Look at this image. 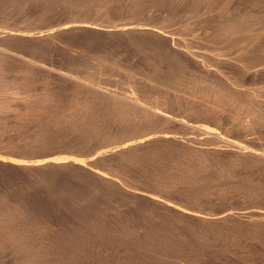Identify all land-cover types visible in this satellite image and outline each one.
I'll list each match as a JSON object with an SVG mask.
<instances>
[{
	"label": "bare ground",
	"instance_id": "1",
	"mask_svg": "<svg viewBox=\"0 0 264 264\" xmlns=\"http://www.w3.org/2000/svg\"><path fill=\"white\" fill-rule=\"evenodd\" d=\"M11 1L0 2V48H14L39 61L56 60L78 74L59 76L0 53V185L7 184L0 189V250H8L0 253V261L128 264L124 256L129 254L117 251L128 245L137 257L150 254L148 264H264L262 222L251 219L248 224L245 216L242 223L224 212L225 217L222 213L214 219L217 208L202 210L217 200L219 190L244 187L255 192L264 177L263 160L222 139L239 143L251 131L264 134V92L252 91L264 87L263 0L259 6L254 2L257 7L250 0H16L19 19L30 21L20 20L22 24L10 10ZM190 14L197 25L203 24L201 31L206 28L203 33L210 32L202 47L214 53V70L212 62L208 65L190 51L194 43L191 47L171 38L178 36L172 18L190 19ZM10 15L16 16L17 27ZM233 43L237 50L228 47ZM223 47L236 50L235 63L216 58ZM180 121H193L214 134L190 131ZM101 163L111 177L98 174ZM37 182L46 183L52 194L44 195L45 185L35 187ZM20 184L30 186L23 185L26 196ZM16 185L23 197L11 207L12 199L6 198ZM113 202L119 208L127 205L128 219L122 220L132 226L123 225L127 232L116 229L112 219L111 224L106 221L109 226L101 221L105 228H97L96 221ZM110 213L115 211L104 217ZM58 220L64 230L55 224ZM163 220L175 229L166 228ZM139 221H149L156 233L149 237L148 222L138 228ZM25 224L42 230L54 224L65 249L53 246L43 255L44 245L33 243L38 239L26 233ZM190 225L196 229L191 228L192 237ZM10 229H16L13 241L21 243L20 249L16 245L13 250L16 243L5 234ZM182 236L192 243H181ZM97 243H105L102 250L113 258L99 257Z\"/></svg>",
	"mask_w": 264,
	"mask_h": 264
},
{
	"label": "rangeland",
	"instance_id": "2",
	"mask_svg": "<svg viewBox=\"0 0 264 264\" xmlns=\"http://www.w3.org/2000/svg\"><path fill=\"white\" fill-rule=\"evenodd\" d=\"M13 1H14L15 4L17 5L16 0H13ZM13 1H11L12 3H10L11 6H12V4H13ZM18 1H19V0H18ZM29 1H30V0H28V2H29ZM250 1H252L251 3H253L254 5H255V3H256L258 6H259L260 3H261V2H259V0H255V1L250 0ZM257 1L259 2V4H258ZM0 2L2 3V0H0ZM30 2H32V1H30ZM254 2H255V3H254ZM15 4H13V6L16 7V8H14V7H10V10L12 9V10L14 11V14H15V13L17 14L16 16L18 17V19L16 18V16H12V15H10L11 21L14 20L13 22H14L15 24H14L13 22L9 21L10 18H8V21H9V23H10V22L13 23L14 26L17 27V26H18L17 24H20L21 21H22V23H23V20L26 21V19H22V20L19 19V18H21V17L18 16L19 14H21V11H20L21 9H19V8H20V7H19L20 2H18V5H17L19 8H18ZM263 4H264V0H263ZM257 5H255V6L257 7ZM20 6H21V5H20ZM17 8H18V9H17ZM14 9H15V10H14ZM12 10H11V11H12ZM18 10H19L20 12H18ZM15 11H16V12H15ZM12 13H13V12H12ZM12 13H11V14H12ZM191 14H192V13H191ZM191 14L189 15L190 19H189L188 17H187V18H186V17L183 18V16H181V15H179V16H181V19H180V17H178V16H177L178 19H177V17H176V18L173 17V18H172V21H174V22L171 21V22H172L171 25H172L173 27L175 26L173 30H174V31L177 30L178 33H177V32H176V33L178 34V36H177V35L175 36V35H172V34H170V35H172V37L169 36V34H168V36L171 37V38H174V39L176 38L175 40H177L178 42L180 41L181 44H182V43H184V44L186 43V45H187V44H189V46L192 45L194 48L191 46L192 49H190V51H192V52H197L198 54L202 55L203 60H208V61L210 60L209 62L207 61V64L210 65V64H211L210 62H212V65L210 66V67H211L210 69L214 70V68H215V66H214V64H215V62H214V59H215V58H214V57H215V56H214V53H212V52H208V50H207V49L205 50V47H204V46H205V41H206L207 36H208V34H209L210 32L207 30V32H208L207 34L203 33V32H205L206 28H205V29L203 28L202 31H201V27H204L203 24L201 25V22H199V24L197 25L198 21H193V20H195V19L198 20V19H197V14H196L195 12H193V14L195 15V16H193V17H196L195 19L192 18V15H191ZM0 17L2 18L3 16H0ZM12 17H13V18H12ZM14 17H15V18H14ZM182 18H183V19H182ZM16 19H17V21H18L17 24H16V22H15ZM174 19H177V21L175 22ZM186 19H187L188 21H187ZM192 19H193V20H192ZM20 20H21V21H20ZM180 20H183V21H180ZM190 20H191V21H190ZM0 21H1V19H0ZM185 21H186V22H185ZM189 21H190V22H189ZM19 22H20V23H19ZM26 22H30V21L27 20ZM177 22H178V23H177ZM22 23H21V24H22ZM24 23H25V22H24ZM173 23H174L175 25H174ZM186 23H188V24H186ZM195 23H196V24H195ZM176 24H177V25H176ZM178 24H179V25H178ZM194 24L197 25V26H195ZM191 25H192V26H191ZM199 25H200L201 27H200ZM19 26H22V25H19ZM179 26H181V27H179ZM175 28H176V30H175ZM189 28H190V29H189ZM191 28H193V29H191ZM195 28H196V29H195ZM197 28H199V29H197ZM179 29H180V30H179ZM181 29H182V30H181ZM186 29H187V30H186ZM173 30H172V31H173ZM189 30H190L191 32H190ZM194 30H195V31H194ZM182 31H183V32H182ZM188 31H189V32H188ZM197 32H199V33L197 34ZM201 32H202V33H201ZM182 33H183V34H182ZM187 34H188V35H187ZM203 34H204V35H203ZM179 35H181V36H179ZM184 35H185L187 38H186ZM201 35H202V36H201ZM205 35H207V36H205ZM183 36H184V37H183ZM190 36H191V37H190ZM197 36H199V37H197ZM203 36H204V37H203ZM184 38H185V39H184ZM188 38H189V39H188ZM191 38H192V39H191ZM204 38H205V39H204ZM192 40H193V41H192ZM187 42H188V43H187ZM203 42H204V43H203ZM191 43H194V44H191ZM190 44H191V45H190ZM197 44H199V45H197ZM196 45H197V47H196ZM202 45H204V46L202 47ZM233 45H234V43H233L232 45L228 46V47H233ZM235 46H236V45H235ZM228 47H226L227 51H226L225 48L223 47V48H224V50L222 49L223 52H222L221 49H220V51H219L220 53L217 52L215 55H217L216 58H217L218 60H220V61H225V59H226V60H232V61H230V62L233 63V62H234L233 60H234L235 58H238V56H237L238 54L235 53L236 50H237V46H236V47H233V48L236 49V50L231 49V48H228ZM199 48H200V49H199ZM1 49H2V50H1ZM9 49H10V51H9ZM230 49H231V50H230ZM198 50H199V51H198ZM228 50H230V51H228ZM232 50H233V51H232ZM8 51H9V52H8ZM200 51H201V52H200ZM206 51H207V52H206ZM224 51H225V52H224ZM3 52H4V53H3ZM11 52H13V53H11ZM229 52H230V54H229ZM232 52H233V55H236L237 57L234 56V58H233V57H232ZM0 53H2L3 55H5L6 58L8 57L7 59L12 58V59H14L15 61H16V60H17V61H22V63H25L26 66L28 65L29 67H39V68H43V69H46V70H48V71H50V72H52V73H54V74H57V75H59V76L68 77V76L71 75L72 77H74L75 74H78V73H74L75 69H74L73 73L70 72V71L73 70V68H71V67H69V66H67V65H62V64H60L59 62H58V63L56 62V63H57V64H56V63H55L56 60H55L54 62L51 63V62L47 61L48 58H46V59H42V58H40V60L42 59V61H39V59H37V58H35V57H34V58H33V57L30 58L29 55H28L27 53H24V55H23L22 52H20V51L17 50V49H14V48H7V50H6L5 48H0ZM20 53H22V54H20ZM202 53L204 54L205 57L203 56ZM206 53H207L209 56H208ZM209 53H211V54H209ZM234 53H235V54H234ZM218 54H219V55H218ZM224 54H225V55H224ZM228 54H229L230 56H229ZM25 55H26V56H25ZM226 55H227L228 57H230V58L227 59V58H226V57H227ZM24 56H25V57H24ZM27 56H28V57H27ZM213 56H214V57H213ZM19 57H20V58H19ZM21 57H22V58H21ZM47 57H48V56H47ZM23 58H24L25 60H24ZM210 58H211V59H210ZM12 59H11V60H12ZM21 59H22V60H21ZM36 59H37V61H36ZM31 60H32V61H31ZM33 60H34V62H33ZM45 60H46L47 62H46ZM9 61H10V60H9ZM12 61H13V60H12ZM23 61H24V62H23ZM44 62H45V64H44ZM204 62H206V61H204ZM226 62L230 63L229 61H226ZM42 63H43L44 65H43ZM46 63H47V64H46ZM53 63H54V64H53ZM213 63H214V64H213ZM234 63H235V62H234ZM46 65H47V66H46ZM57 65H58V66H57ZM59 65H60V66H59ZM28 66H27V67H28ZM42 66H43V67H42ZM62 66H63V67H62ZM65 67H66V68H65ZM48 68H49V69H48ZM60 68H61V69H60ZM62 68H63V69H62ZM67 68H68V69H67ZM69 69H70V71H69ZM71 69H72V70H71ZM68 71H69V72H68ZM76 72H77V70H76ZM71 73H72L73 75H72ZM64 74H65V75H64ZM69 78H70V77H69ZM123 86H124V85H123ZM122 88H124V87H122ZM125 88H126V87H125ZM260 88H261V87H260ZM260 88H255L254 90H253L252 88H251V89H252L253 93H255V94H256V93L258 94V93H260V92L263 93V92H264V87L261 88V89H263V90H258V89H260ZM255 109H258V108L255 107ZM247 121H248V120H247ZM180 123H181V124L183 123V125H185V127H186L188 130H190V131H195V132H196V131H198V132L200 131L199 133H201V134L204 133V135H205L206 133H207L206 135H208V134L210 133L209 136L212 135V133H213V131H210L211 129H206V128H205V130H203L204 127H201V126H199V125H196V123L193 122V121H191V122L180 121ZM188 123H189V124H188ZM193 123H194V124H193ZM248 123H249V122H248ZM219 124H220V125H219L220 127L223 126V124H222L221 122H219ZM221 124H222V125H221ZM198 126H199L200 128H199ZM202 128H203V129H202ZM222 128H227V126L225 127V125H224ZM201 131H203V132H201ZM256 131H257V130H256ZM256 131H255V130H254V132L251 131L250 134H252V135H249L248 137H246V139H242V140H240L239 143H237L238 141H237L236 139L225 138V137H222V135H221V137H222V139H223L224 141H226L227 143L232 144L233 146L239 148L241 151H244L245 153H248V155H252V157H255V158L258 157L259 159H261V160L264 161V152H263V151H264V147H263V146H264V134L262 135V134H260V133H256ZM198 132H197V133H198ZM208 132H209V133H208ZM213 134H214V133H213ZM259 134H260V135H259ZM253 135H254V136H253ZM258 135H259V136H258ZM256 136H257V137H256ZM253 138H254V139H253ZM247 139H249V140H251V141H249V140H247ZM262 139H263V141H262ZM243 140H244V142L248 141L247 144H248L249 146H248L246 143L243 144V143H244V142H242ZM233 141H234V143H233ZM253 141H254V142H253ZM240 142H242V145H241ZM250 143H252V144L250 145ZM259 143H260V144H259ZM253 144H254V145H253ZM252 145H253V146H252ZM257 145H258V146H257ZM250 147H252V148H250ZM247 148H248V149H247ZM255 149H256V150H255ZM262 149H263V150H262ZM261 153H262V154H261ZM91 159H93V157H92V158H89L88 160H91ZM101 164H102V163H101ZM101 164H99L100 167H101V169H100L99 165H98L99 168L97 167L98 170L96 169V171H99L98 174H100V175H102V176L104 175V177L108 175V176H107L108 178L111 177V175H109L110 172L108 171V168H106L107 166H103V165H105L104 163L102 164V166H101ZM102 167H104V168H103L104 170L102 169ZM100 170H101V171H100ZM102 170H103V172H102ZM104 172H105V173H104ZM102 173H103V174H102ZM260 177H263V176L261 175ZM262 180H263V181H262ZM263 184H264V177H263V179H260V180H259V186L256 187L257 190H255V192H254V190H253V191H252V190H246L247 188H244V187H241V189H240V188H237V187L235 188V187H230V186H229L230 188L228 187L230 190L224 189L223 192H222V190H219V191H221V194L224 193V192H225V194L227 193L226 195H225V194H222V196H223V197H222L221 194H220V192H219V194H218L217 197H216L217 200L214 199L217 203L219 202L220 204L218 203V204H219V205H218V204L214 201V202H210V203H205V204L207 205V206H206V205H203V203H202L203 207H205V208H203V209L201 208V209H202V210H205V209H206L207 211H209L208 209H215V208H217V210H216V209H215L216 211L213 210V211H212L213 214H211V215H212L211 217L214 218V219H216L215 217H217V219H218V218H221L220 216H222L221 214L224 212V213L227 215L226 217H232L233 219H234L235 217H236V218L239 217L238 219L242 220V221H243L242 223H244V220H243V219H245L244 217L247 216V218H248V216H249L248 219L246 218V221H245L246 223H247L248 221H250V222H248V224H249V223L251 224V223H253V222L256 220V221L254 222V224H255V223L257 224L258 222H260V224H262V223L264 224V207H263V206H264V203H263V202H264V201H263V200H264V185H263ZM23 185H24V186H27V184H26V185H25V184H20L21 188H20L19 185L14 186V188H13L14 191H12V193L9 194V195L7 196V197H8V198H6L7 200L10 201V200L12 199V201L10 202V203L12 204L11 207H15V206H13V205H17L19 199L21 200V198H22V197L24 196V194H25V190H24V189H27V187H30L29 185H28L27 187H24ZM36 185H37V186H36ZM39 185L42 187V189H44V188L46 189V191H45V189L43 190V191H44V193H43L44 195H46L45 193H48V194L51 193V194H52V192H50L51 190H50L49 192L47 191V189H48L49 186H48L46 183H43V184H42V183L40 182V183L38 184V182H37L36 184H34L35 187H39ZM44 185H45V187H44ZM260 185H261L262 187H261ZM4 186H7V184H3V183H2V184L0 185V189H1V190H4V189L6 188V187H4ZM17 186H18V187H17ZM22 186L24 187L23 189H22ZM43 187H44V188H43ZM16 188H18V190H17ZM19 188H20V192L23 191V192H22L23 196H22V194H20V193H16V192H19ZM21 189H22V190H21ZM232 189H233V190H232ZM234 189H235V191H234ZM237 189H239V190H237ZM48 190H49V189H48ZM168 190H169V189H168ZM236 190H237V192H236ZM164 191H166V190H164ZM226 191H227V192H226ZM230 191L233 192L232 195L230 194V193H231ZM26 192H27V191H26ZM239 192H240L241 194H240ZM259 192H260V193H259ZM138 193H140V194L142 193L143 195L148 196V194L143 193V192H138ZM234 193H235V194H234ZM243 193H244V194H243ZM256 193H257V194H256ZM26 194H27V193H26ZM26 194H25V196H26ZM41 194H42V193H41ZM51 194H49V195H51ZM202 194H203V193H202ZM202 194H200V195H202ZM246 194H247V195H246ZM205 195H207V193L204 194V195H202L203 198H205V197H204ZM230 195H231V196H230ZM239 195H240V196H239ZM152 196H153V195H152ZM154 196H155V195H154ZM154 196H153V198L156 199V200H158L159 202L162 201L163 203H164V202L166 203V201H165L166 199L164 200V198H161L162 196H159V195H156L155 197H154ZM202 196H201V197H202ZM219 196H220V199H221V200L219 199V201H218ZM224 196H225V197H224ZM13 197H14V199H13ZM15 197H17V198L15 199ZM148 197H149V196H148ZM150 197H151V195H150ZM245 197H246V198H245ZM249 197H250V198H249ZM9 198H10V199H9ZM120 198L123 199L122 197H120ZM206 198H207V196H206ZM222 198H223V199H222ZM226 198H227V199H226ZM233 198H234V199H233ZM231 199H232V200H231ZM251 199H252V201H250ZM7 200H5L4 205H5V204H9V205H10L9 201L7 202ZM15 200L17 201V203H16ZM222 200H223L224 202H223ZM248 200H249L250 202H248ZM260 200H261V201H260ZM13 201H14V203H12ZM228 201H229V202H228ZM231 201H232V202H235V203H232ZM242 201H243V202H242ZM6 202H7V203H6ZM19 202H20V201H19ZM162 202H161V203H162ZM238 202H239V203H238ZM245 202H246V203H245ZM256 202H257V203H256ZM113 203H115V202H113ZM113 203H110V204H111L110 206H113V207L107 206V209L105 208V211L102 212V215H101V217H100L101 220L99 219V220L96 221V222H99V223H100V224L98 223L99 226L96 225V224H97L96 222H95V225L97 226L98 229H99V227H100V230H101V229H104V228H105V227H103V226H105L104 224H106L107 222H108L109 224H111L109 220L112 219L111 222H112L113 226H116V229L118 228V230H120V231H126V232H127V231H128L127 227L130 228V229H132V226H131V225H130V226H131V227H130V226L127 225V223H124L125 221H122V220L128 219V213H127V211H125V210H126L125 206L127 207V205L122 206V207H123V209H122V207L119 208L120 206H119L117 203H115V205H114ZM167 203L170 204L169 202H167ZM212 203H215V204L212 205ZM221 203H222V204L224 203V204H223L224 206H222ZM228 203H229V205H228ZM230 203H231V205H230ZM247 203H248L249 205H248ZM255 203H256V204H255ZM259 203H260V204H259ZM208 204H209V205H212V206H214V207H213V208H210V207H212V206L209 207ZM216 204H217V206H216ZM226 204H227V205H226ZM240 204H241V205H240ZM116 205L118 206L117 209H116ZM202 205L200 204V207H202ZM237 205H238V206H237ZM243 205H244V206L246 205L245 208H244ZM114 206H115V208H114ZM215 206H216V207H215ZM229 206H231V207L229 208ZM232 206H233V208H232ZM249 206H250V207H249ZM208 207H209V208H208ZM237 207H238V208H237ZM240 207H241V208H240ZM109 208H110V209L112 208V209L110 210ZM239 208H240V209H239ZM249 208H251V209H249ZM108 209H109L110 211H112V212L115 211V213H113V214L110 213V216H111V217H109L110 219L108 218V216H109V212H110ZM114 209H115V210H114ZM118 209H119V210H118ZM198 209H199V208H198ZM201 209H199L200 212H201ZM218 209H219V210H218ZM228 209H229V211H228ZM237 209H238V210H237ZM260 209H261V210H260ZM116 210H117V212H116ZM119 211H120V212H119ZM124 211H125V212H124ZM219 211H221V212H219ZM238 211H239V212H238ZM105 212H106V213L108 212V213H107L108 216H105V217H104V215L106 214ZM202 212L204 213V215H205V214H206V215L209 214V213L206 212V211H202ZM205 212H206V213H205ZM229 212H230V213H229ZM234 212H235V213H234ZM236 212H237V213H236ZM244 212H245V213H244ZM104 213H105V214H104ZM187 213H191V212H187ZM203 213H202V214L200 213L199 215L203 216ZM216 213H218V214H216ZM219 213H220V214H219ZM224 213H223V216H222V217H225V214H224ZM232 213H234V214L231 216ZM246 213H247L248 215H247ZM254 213H256V214H254ZM107 214H106V215H107ZM117 214H119V215H117ZM194 214H195V215H196V214L198 215V213H194ZM215 214H216L217 216H216ZM122 215H123V216H122ZM199 215H198V216H199ZM214 215H215V216H214ZM235 215H236V216H235ZM242 215H243V216H242ZM251 215H252V216H251ZM261 215H262V216H261ZM102 216H103V217H102ZM112 216H113V218L115 217L116 220L119 219V220H118L119 222H118V221H115V218L113 219ZM233 216H234V217H233ZM118 217H119V218H118ZM250 217H253V218H250ZM104 218H105V219L107 218L108 220H107V219L105 220ZM232 218H230V219H232ZM251 219H253V222H252ZM254 219H255V220H254ZM103 220H104V221H103ZM113 220H114V221H113ZM260 220H261V221H260ZM101 221H102V223H104V222H105V223H104L103 225H101V224H102ZM106 221H107V222H106ZM121 221L123 222L122 224H120ZM163 221H165V220H163ZM257 221H258V222H257ZM117 222H118V223H117ZM147 222H148V223H147ZM261 222H262V223H261ZM63 223H64L63 221L58 220L57 223H55V224H57V225H59L60 227H62V228H60V230H64L65 226H61V225H63ZM108 223L106 224V226H109ZM116 223H117L118 225H117ZM139 223H140V224H139ZM146 223H147V224H146ZM146 223H142V221H139L138 224H136V227H138V228H142V226L145 225V224H146V225H149V221H146ZM165 223H166V221H165ZM165 223H162V224H161V228L163 227V225H164ZM114 224H115V225H114ZM141 224H143V225L141 226ZM167 224H168V227H166V228H169V227H170V229H171V227H173V226L170 225V222H167L166 225H164V226H167ZM25 225L27 226L28 224H25ZM49 225H50V224H49ZM49 225H48V227H49ZM100 225H101L102 227H101ZM123 225H124V226H127V227L125 228ZM146 225H145V226H146ZM51 226H52V230H51V228H50ZM140 226H141V227H140ZM27 227H28V230H29V231L27 230V232H26L27 234H28V233H29V235H31V233H32L33 235L36 234V235L38 236V237H37V236L35 235L37 238L34 237L33 235H32L31 237L34 238L35 240H37V239L39 240V239H40L39 241L37 240V241L35 242L34 239H32V238L30 237V240H31L32 242L34 241L33 243L36 244V245H37V244H40L42 248H43V245H44L45 248L47 247L46 249H45V248H44V249H41L40 252H41L43 255L47 256L48 253H49V251H50V250H53V246H54V247H57L56 250H59V249H65V246H64V248H62V247L60 248V245H61V243H62V241L60 242V237H59L60 234H58L59 236H58V238H57V237H56L57 235L55 236V233H56V232H61V231L57 230L58 228L55 227L54 224H51L50 227H49V229H47V230H44V229H43L44 231L41 229V226H39V227H40V228H39L37 225H36V227H35V225H34L33 227H32L31 225H28ZM29 227H30V228H29ZM37 227H38L39 229H38ZM136 227H135V230L138 229V228H136ZM148 227H149V228H148ZM148 227H147V229H146L145 231L148 233L149 237H151V232L153 231L154 233H156V230H157V229H155L153 226H150V225H149ZM152 227H153V228H152ZM193 227H194V226H193ZM193 227H191V225H190L189 234H190V231H192V229H193V231H194L195 228H193ZM53 228H55V229H53ZM106 228H108V227H106ZM119 228H121L122 230L119 229ZM173 228H174V227H173ZM191 228H192V229H191ZM35 229H36V233H34V232H35ZM124 229H125V230H124ZM149 229H150L151 231H150ZM164 229H165V227H164ZM174 229H175V228H174ZM12 230H13V232L11 231V229L9 230V232H8V230L5 231V234L7 233L8 235H7V234H6V235L9 237V239H10V237H12L11 240H12V241H13V240L15 241L14 237L17 236V235H16L17 233H16V231H15L16 229H12ZM40 230L42 231V233H41ZM48 230H49V231H48ZM54 230H56V231L54 232ZM148 230H149L150 232H148ZM195 230H196V229H195ZM193 231H192L191 237H192V235H193ZM11 232H12V233H11ZM153 232H152V234H153ZM14 233H16V234H14ZM38 233H39V234H38ZM44 233H46V234H44ZM53 233H54V234H53ZM149 233H150V234H149ZM167 233H168V232H167ZM9 234H10V235L13 234V235L9 236ZM41 234H42V235H41ZM43 234L45 235V237L47 236L48 239H47V237L45 238ZM48 234H49V235H52L51 238H50V236H49ZM29 235H28V236H29ZM39 235H40V236H39ZM41 236H42L43 238H42ZM54 236H55V237H54ZM8 237H7V238H8ZM53 237H54L55 240L52 239ZM182 237H183V238L180 237V238H181V240H180L181 243H185V245H187V243H190V244L192 243V241H191L189 238H187L186 236H182ZM44 238H45L46 240H45ZM56 238H57V239H56ZM184 238H186V239H184ZM43 239H44V242H42ZM168 239H169V238H168ZM182 239H184L183 242H182ZM188 239L190 240V242H189ZM48 240H49V241H48ZM152 240H154L153 237H152ZM14 241H13V244H12V245H14V243H16V242H14ZM40 241H41V242H40ZM50 241H52V243H51ZM57 241H58V243H57ZM185 241H187V242H185ZM38 242H40V243H38ZM45 242H46V243H45ZM54 242H55L57 245L54 244ZM11 243H12V242H11ZM44 243H45V244H44ZM162 243H164V242H162ZM162 243H160V244L162 245V249H163V244H162ZM200 243H202V242H200ZM200 243H199V244H200ZM20 244H21V243H20V242L18 243V241H17V243H16L14 246H12V247H14L13 250H14L15 248L18 249L17 247H19V249H20V248H21V247H20V246H21ZM47 244H48V245H47ZM66 244H67V242H65V245H66ZM100 244H101V243H100ZM100 244L97 243V247L101 250V253L99 254V255H100L99 257H101V255H102V257H107V258H111V257H112V258H113V254L110 256L111 252L105 253V252L102 250V248L105 246V243L101 244V245H104V246H101ZM179 244H180V242H179ZM16 245H18V246L16 247ZM22 245H23V244H22ZM188 245H189V244H188ZM50 246H51V247H50ZM58 246H59V247H58ZM100 246H101V248H100ZM125 246H126V245H124V246H119V248L122 247V249H119V248L117 247V251H118L119 254H121L123 251H124V252H123L124 254H129L128 257H127V256H124L125 259L123 258L124 261H125L126 263H128V264H132V263H133V264H137V263H138V264H144V263H145V264H148V263H149V259H148V258H152V256H151L150 254H149V257H148L147 255H142V258H141V255H139V257H137V256H135V254H132L131 251H129V250L132 248L131 246H128V245L126 246V247H129V248H126ZM22 247L24 248V245H23ZM123 247H124V250H123ZM51 248H52V249H51ZM125 248H126V250L128 249L127 251H129V252L131 253V255H130L129 252H127V251L125 250ZM16 249H15V250H16ZM44 250H45V251H44ZM120 250H121V251H120ZM0 251H1V250H0ZM2 251H3V250H2ZM2 251H1L0 253H5V252L7 253L8 250H7V251L4 250L5 252H4V251L2 252ZM46 251H47V252H46ZM102 251H103V252H102ZM126 252H127V253H126ZM6 253H5V254H6ZM45 253H47V254H45ZM103 254H104V255H103ZM108 255H109V256H108ZM143 256H145V257H143ZM10 257H11V256H10ZM129 257H130V258H129ZM131 257H132V258H131ZM153 257H154V256H153ZM157 257H158V256H157ZM127 258H128V259H127ZM144 258H145V259H144ZM126 259L129 260L130 262H132V261H133V262H132V263L127 262ZM131 259H132V260H131ZM136 259H137V260H136ZM141 259H142V260H141ZM5 260H6V259H4V261H5ZM145 260H147V263L144 262ZM4 261H3V262H4ZM135 261H136V262L138 261V262H137V263H134ZM140 261H142V262H140ZM3 262H2V260H1V261H0V264H1V263L4 264Z\"/></svg>",
	"mask_w": 264,
	"mask_h": 264
}]
</instances>
